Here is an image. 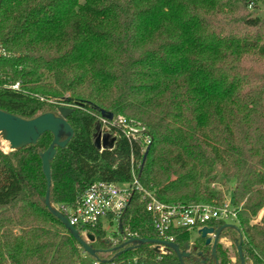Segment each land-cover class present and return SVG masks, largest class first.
<instances>
[{"label": "trees", "instance_id": "1", "mask_svg": "<svg viewBox=\"0 0 264 264\" xmlns=\"http://www.w3.org/2000/svg\"><path fill=\"white\" fill-rule=\"evenodd\" d=\"M252 1L0 0V110L30 119L73 107V136L50 162L54 207L65 215L61 206L96 181L130 182L131 158L140 185L166 203L218 205L209 183L231 179L237 221L220 237L236 259L218 242L217 264H239V240L245 264H264V17L250 13ZM101 111L144 126L150 143L142 149L112 126V147L97 149ZM51 139L0 149V264H82L88 255L43 203L40 153ZM108 224L86 228L102 250L91 263L180 264L149 243L118 247L159 239L137 193ZM193 231L169 230L189 252L184 263L214 264Z\"/></svg>", "mask_w": 264, "mask_h": 264}, {"label": "built area", "instance_id": "2", "mask_svg": "<svg viewBox=\"0 0 264 264\" xmlns=\"http://www.w3.org/2000/svg\"><path fill=\"white\" fill-rule=\"evenodd\" d=\"M11 88L17 89L18 83L11 85ZM100 120L102 136L113 137L110 128L114 126L129 142L138 143L142 149L150 143V136L144 126L127 120L122 115H113L111 119L101 116ZM131 163L132 179L130 182L124 184L93 182L86 188L75 205L66 208L61 206L69 223L78 230L81 237L85 238L86 228L94 227L98 223L116 222L125 211L134 192L145 201V210L150 213L153 227L159 239L162 240L172 242V236L169 235V230L172 228L197 230L203 226L217 227L218 223L235 224L237 221L238 208L226 198L218 205L204 202L182 204L159 201L150 191L140 185L134 172L137 164L132 158ZM160 251L163 252V247H160Z\"/></svg>", "mask_w": 264, "mask_h": 264}, {"label": "water", "instance_id": "3", "mask_svg": "<svg viewBox=\"0 0 264 264\" xmlns=\"http://www.w3.org/2000/svg\"><path fill=\"white\" fill-rule=\"evenodd\" d=\"M73 111V107L66 104L57 105L55 111H49L37 115L30 119H24L15 116L9 112L0 110V133L3 136V140L8 143L9 150H16L34 144L40 135L45 132H49L52 135V139L48 147L40 153L41 169L46 179V191L43 198L45 207L60 220L64 227L70 232L71 236L78 242L83 248L84 252L90 256L95 257L97 252L101 249H94L90 246V242L93 241L94 236L90 233L85 235V238L79 235L78 230L69 223L68 218L54 207L50 202L49 191L51 185L50 177V162L55 155L56 147L63 148L69 142L73 136V130L66 121V117ZM101 116L107 119H111L113 114L111 112L101 111ZM114 138L107 135H101L100 131L95 136L93 141L94 146L97 149L112 147ZM121 230V225H118ZM235 228L234 224L224 223L218 227L203 226L196 230L202 238H205V244L211 247V257L214 264H217L216 246L220 241L221 232L225 228ZM136 243H149L152 244L156 251L163 247V251L170 249L176 255L180 264L184 263V258L189 256L187 250H181L175 243L167 240L157 238H136L129 237L124 243L118 247L129 245L127 248H132ZM236 253L238 256L239 264H245L244 256L241 249V240L235 241ZM109 251V250H108Z\"/></svg>", "mask_w": 264, "mask_h": 264}, {"label": "rangeland", "instance_id": "4", "mask_svg": "<svg viewBox=\"0 0 264 264\" xmlns=\"http://www.w3.org/2000/svg\"><path fill=\"white\" fill-rule=\"evenodd\" d=\"M250 13L252 15H257L260 17H264V0H253L252 3L250 4ZM123 116V115H122ZM0 149L3 152H8V143L3 140V136L0 133ZM209 188L212 191L218 192L223 198L229 199L232 201V190L234 188V181L231 179H225V178H220L218 181H213L209 183ZM261 212H259L252 220L251 222H258L260 218ZM114 225H110L107 222H103V227L105 230H110L114 229ZM196 235V231L192 232V237L191 240H193L194 236ZM221 246L226 249L227 255L231 259V261H235L236 256H235V248L232 244V242L227 238V237H222L221 239ZM82 264H93L91 263V259L88 255H84L82 259Z\"/></svg>", "mask_w": 264, "mask_h": 264}, {"label": "crops", "instance_id": "5", "mask_svg": "<svg viewBox=\"0 0 264 264\" xmlns=\"http://www.w3.org/2000/svg\"><path fill=\"white\" fill-rule=\"evenodd\" d=\"M221 239H222V238H221ZM221 239H220L219 243H221V241H222Z\"/></svg>", "mask_w": 264, "mask_h": 264}]
</instances>
